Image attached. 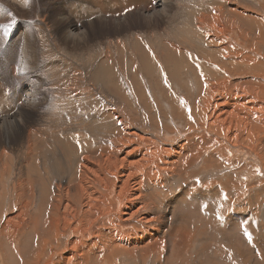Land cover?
<instances>
[{
    "label": "bare ground",
    "instance_id": "bare-ground-1",
    "mask_svg": "<svg viewBox=\"0 0 264 264\" xmlns=\"http://www.w3.org/2000/svg\"><path fill=\"white\" fill-rule=\"evenodd\" d=\"M82 1L89 4V7L85 8L87 16L84 21L73 23L68 21L69 17H66L64 27L59 28V25H51L45 21L46 18H43L35 26L32 25L33 22L27 25L23 23L18 25L14 33L3 30L4 35H0V43L11 41L6 43L11 52H14L11 54V61L13 65L15 61L13 72L18 76L15 85L17 87H12L14 91L8 95H5L0 87V193L9 190L11 186L14 188L15 200L21 203L13 213H10L13 215L7 216L0 223V241L7 247L10 246V250L15 255L12 256L13 264H23L20 258L25 257L28 260L32 255V253L29 256L24 255L25 250L27 251L25 248L28 244L27 239L40 227H43L42 233L35 234L37 237L35 242L29 243L34 250V255L29 259L30 264L44 262V247L47 244L55 246V252L46 260L48 264L49 262L51 264H126L129 259L137 261L135 264H154L155 259L165 262L166 250L169 254L174 252L173 238L176 236V232L168 234L163 231L170 221L167 210L173 213L176 206L192 191L193 183L184 184V181L188 182L187 178L189 179L190 174L201 175L208 172L210 174L220 159L224 160L227 166L231 158L228 156L229 160L225 159L222 153L231 151L234 156L239 154V158L248 161L244 164L248 166L251 175L256 173V169L252 166L264 172V18L261 17L264 15L263 12L258 15L259 9H245L243 6L240 12L239 4L230 1L235 4L236 9H232L228 0H210V2L194 0V3L190 6L185 5L182 10L181 7L178 8L175 0H151L153 3L149 9H137L133 13L124 14L125 16L120 19L109 21L104 17L103 19H94V17L119 14L121 10L113 9L115 6L113 0H104V8L93 6L94 0ZM140 1L146 0H132L128 6ZM198 1L200 2L196 3ZM10 2L19 3L21 6L26 4L22 0H10ZM206 3L217 9L210 10ZM131 20L137 21L140 35L132 33V29L124 28ZM98 22L112 24L114 35L124 40L113 42L107 39V41L95 42L107 52L116 50V53L121 51L124 53L129 46L138 47L140 38H143L150 47L164 49L165 56H163L166 62L179 65L173 60L174 55L180 53L188 55L189 50L187 52L182 46H190V41L200 46L204 45L208 49L214 47L213 51L219 57L218 68L221 75L213 76L212 86V82L210 83L208 79L198 76L201 95L191 104L192 116L189 118L186 113H182L187 115H182L183 119L192 120L204 131L194 127L189 134L186 132L187 134L178 137L170 136L172 132L170 131L163 141L156 140L155 135L150 136L148 133L127 126L128 123L124 119L121 120L122 122L118 119L116 111H109L107 120H117L118 123L115 137L110 140L100 141L95 136L85 139L82 135L76 136L73 130L69 132L70 136L65 137L67 123L64 122H70L62 120L63 122L58 124L52 120L51 112L54 113V110L48 96L49 90L56 95L59 91L44 85L52 76L49 66L52 61L47 52L49 47L55 46L58 52L63 51L70 60L76 59L79 62L85 59V54L96 46L88 44L89 30ZM119 28L124 33H118ZM63 33L61 48L54 41L58 39L57 35ZM34 34L38 44L34 42L33 45L31 39ZM222 34L226 39L230 35L227 39L228 43L221 40ZM91 39L98 40L95 34ZM180 40L183 45H180ZM37 56L39 60L37 64L42 73L38 78L33 79L32 75H29V70L30 67L33 70ZM87 59L80 65L90 63L86 61ZM102 59L99 62L108 61L102 62ZM231 60L242 68L241 71L233 73ZM211 63L215 64L214 60H211ZM259 66L260 70L255 69L249 73L243 70H246V67ZM69 70L64 74L68 82L63 79L65 76L60 77L68 83V85L64 84L67 93L69 92L72 99L78 102L79 93L74 92V83L78 80L75 79L74 71ZM82 71L84 73L86 70H81V73ZM228 72L231 74L230 78L220 77ZM99 73L105 74L102 66L99 67ZM10 76L5 80L6 85L9 86L12 84L9 80ZM236 76L237 80L234 79ZM93 82L90 87L99 91L100 86ZM50 84L55 83L50 82ZM217 93L219 94L217 97L221 96V99H226L229 97L227 95L231 94L235 100L225 107L223 104L221 108L216 104L212 105V108L218 112L215 114L214 111L212 113L209 110L207 104L209 101L213 102ZM221 99L215 102L219 104ZM1 114L8 115V119L4 120ZM64 115L63 117H66ZM86 124L87 122L84 123ZM57 125L61 132H55L56 129L51 132V126ZM58 136L61 139L57 138L55 141ZM211 149H215L220 156L216 154L214 159L212 154L214 150L209 152ZM50 158L55 160L56 165L48 169L46 160ZM232 166L229 164L228 169ZM243 173L242 168L231 172V175H234L233 180H236L237 174ZM32 175L35 177L33 178ZM46 176H54L51 184ZM63 179L65 180L61 183ZM230 183L231 177L225 179L224 184L227 189L236 184L230 186ZM38 185L42 187L47 185V191H44L43 202L40 205H38L39 194L36 189ZM176 185L183 187V194L169 196L170 189H173L171 187ZM209 193L204 192L207 196ZM165 197L167 200H164ZM220 200L227 203L223 195H220ZM6 207L9 208V203L4 206ZM43 217L46 221H41ZM67 229L72 236L65 238L64 232ZM61 238H64L65 242L56 243V240ZM182 243L183 241H180V246ZM60 249L61 252L58 254ZM0 264H6L2 255H0Z\"/></svg>",
    "mask_w": 264,
    "mask_h": 264
},
{
    "label": "rangeland",
    "instance_id": "rangeland-1",
    "mask_svg": "<svg viewBox=\"0 0 264 264\" xmlns=\"http://www.w3.org/2000/svg\"><path fill=\"white\" fill-rule=\"evenodd\" d=\"M22 1H25L26 4L25 5L22 4L21 6L19 3L16 2H15L16 4L11 3L10 0H0V8L2 9L4 8L3 10L0 9L2 10L0 12L1 36L4 35V32L14 33L15 32L14 30L17 29L18 25H22L23 23L24 25H27L33 22L32 25L35 26V24L38 23V21L42 20L43 18L47 19L45 20L47 23L51 25L53 24L59 25V28L60 27L63 28L64 27L63 23H65V21L67 20L66 17H69L68 21L73 23H76L77 21L79 22L84 21L83 19H85V17L87 16L86 9L89 7V4H86V2L82 0H22ZM130 1L132 0H113L115 5L113 9L117 11L121 10L120 12H118L119 14L115 16L113 14H108L105 16L96 15L94 19H99V18L103 19L104 17L109 21L117 20L129 13L135 12L137 9L139 10H146L147 8L149 9V6H151V3H153V1L151 0H146V1H140L135 4L133 3L131 6H128V4L129 5L131 4L129 3ZM175 1L178 5V8L181 7L180 10H182L185 5L190 6L192 3H194V0H175ZM208 1L210 2V0H206L205 2ZM228 1H229L228 4L231 6L232 9L235 8L234 3H237L239 4L238 7L240 9V12H241V6H243L245 9L248 8L259 9L260 11L258 15L261 14L262 12L264 15V0H228ZM230 1H233L234 3H230ZM199 2L200 1L196 3ZM99 3L102 6H100ZM206 4L209 5L208 7H210L209 8L210 10L214 8L217 9V7H214L213 5H210L208 3ZM260 5L261 7L259 8ZM93 6L97 8H102V7L104 8L105 7L104 0L103 1L94 0ZM126 6H128V8ZM58 9L60 12L58 11ZM16 11L22 13L20 14L17 13ZM261 17L264 18V16ZM124 28L132 29V33H137L138 35H140L137 21L131 20L130 22H128V25L124 26ZM64 33L61 35H57L58 39L54 41V43L56 45L57 44L60 45L61 48L63 47L61 41L63 39ZM89 33H90L89 36L90 40L88 44L90 46L94 44L96 45L94 46L93 50L92 47L90 51H88V54L87 53L85 54V59L88 58L86 61L90 63L80 65V63H82L85 59L80 60L79 62L76 59L70 60L67 54H64V52L61 50L58 52L55 46L49 47L47 52L48 56L50 55V60L52 61L51 65H49L50 75L52 76L51 79L49 78L50 80L48 79V81L44 85L47 86L48 88L49 86L53 89L55 88V91L56 90L59 91V93L56 95V93H54L53 91L50 92L49 90L48 96L52 101L51 103L53 104L52 108L54 110L53 111L54 113L51 112V116L53 114L52 120H54L58 124L59 123L61 124L65 120L66 121L68 120L70 122V123L64 122L67 123V126L65 127L66 128L65 137H68L67 135L70 136L71 133L69 132L73 130L74 132H76V136L82 135L83 137H85V139H89V138L91 139V136L92 137L95 136L96 139H99L100 141L110 140L112 137H115L116 127L118 123H116L117 120L115 121L107 120V117L109 116L108 113L109 111H116L118 119L120 121L124 119V121L128 123L127 126H130L133 129L136 128L142 133L144 132L148 133L150 136L155 135L156 140L163 141L164 139L167 138L170 131H172L170 136L178 137L184 135V133L189 134V131L192 132L193 131L192 128L194 127L195 129L198 128L195 125L196 123H194L192 120L189 119H183L182 115L185 116L187 114L189 118L192 116L191 113L192 110H190L192 109L191 104L195 102V99L198 98L197 96L201 95L200 94L201 84H199L198 82L199 81L198 76L208 79L211 83L214 80L213 79L214 75L216 76L221 75L220 74L221 71L218 68L219 57L217 53L213 51L214 47L208 49L204 45L200 46L194 41H190V46L183 45V43L180 40L179 42L180 45H183L182 46L183 49H185L187 52L189 50L188 52L189 54L184 55L180 53L174 55L173 60L179 63V65H177L175 63L165 61L164 59L165 51L162 47H160L159 49H156L155 47L152 48L143 40V38H140V41L138 42V47H130V46L127 47L126 48L127 51L125 50L126 53L125 51L124 53L121 51L119 52L120 53L119 55V53L115 52L116 50L115 51L109 50L112 53L110 54L109 51L108 53L106 50H104L105 48H102L101 46H99V43H95V42L99 40L107 41V39L111 41L113 40V42L120 40L124 41L123 38L120 37L117 38V36L114 35L113 27L112 24L110 23L104 24L103 22H98L96 26L92 27V29L90 28ZM118 33L120 34L124 33V31H122V29L119 28ZM94 34L98 38V40L91 39L94 36ZM229 36L230 35H228V37ZM225 39L226 36L225 35L223 36L222 34L221 40L222 41L224 40L225 43H228V40ZM7 41L11 42L9 40ZM6 42L0 43V87H2L4 94L8 95L10 92L14 91L15 87H17L15 85L18 82L17 81L18 76L16 72H13L15 61H14V65H13V61H11V54L14 52H11L8 43ZM34 42L38 44L35 34L31 39V43L33 44ZM100 48L101 50H99ZM118 51L119 50H117V52ZM92 53L95 54L92 55ZM121 53H123L124 55ZM100 57H102L103 59ZM105 57H107V59H105ZM36 58L33 64V66L35 65L33 70L31 69V67L29 70V75H32L33 79H35V77L38 78V75L42 73L40 72L38 67L39 66L38 56ZM100 59H102V62L103 60H108V61L105 63H101V61L99 62ZM211 60H214L215 64H212ZM86 61L84 63H86ZM62 66L64 68H62ZM100 66L104 68V73H105L104 75H101L99 73ZM82 67L87 72L85 71L83 73L82 71L81 73V70H83ZM231 67L234 69L233 73H238L242 69L240 68V66L235 65L232 60H231ZM58 68H60V70ZM68 68L72 72L74 71L73 74L76 75L75 79L78 80L74 83L75 84L74 92L77 94L79 93L77 99L78 102H75L73 100L74 98L72 99L71 94H69V92L67 93V91L65 90V86L68 85V83H65V81L68 82V79L64 74L65 72L66 74L68 73L69 70ZM246 68H247L246 70L245 69L243 70L247 73L254 71L255 69L257 70L261 69L260 66L257 68H249V67ZM63 69H65L66 71L64 72ZM203 69H205V71ZM56 74L58 75V77ZM45 75L46 77L48 76V71L46 72ZM84 75L87 77H85ZM9 76H10L9 80L10 82H12L11 86L6 85V81H5ZM60 76L61 77L65 76V78H63L65 81L61 79ZM220 77L230 78L231 74L230 72H228ZM234 79L237 80V76ZM59 80L62 82H60ZM91 81L93 82V84L97 83L100 86L99 91L98 89L95 90L94 88L90 87L92 84ZM50 82L55 84L52 85L50 84ZM59 82L61 85L63 83L62 87L64 86L63 87L64 90L59 84ZM213 82L211 83V86L214 84ZM189 90L190 92H188ZM54 94L57 98L54 96ZM218 95L219 94L217 93L216 97ZM227 96L229 97L226 99H221V96L217 98L215 97V99L212 100L214 103L209 101V104H207L209 105L208 106L209 110L211 112L214 111L216 114L218 112L214 108H212L214 104H216L217 106H219V108H221L223 104L225 107L228 104L232 103L233 100H235L233 95L229 94ZM220 99L221 101L219 102V104L218 102H215ZM79 102H81V104H79ZM54 107L57 108L55 109ZM71 109L73 112L71 111ZM239 110L241 109L239 108ZM58 112H60V114H58ZM182 113H186V114H182ZM63 115L66 117H63ZM1 117L4 120L8 119V115L1 114ZM86 122L87 124L84 125V123ZM57 127H59V125L55 127L51 126V132L52 131L54 132L55 129H56L55 132H61V130L58 129ZM199 130L202 131L203 129L200 128ZM173 133H175V135H173ZM57 138L60 137L58 136L55 138L56 140L55 139L54 140L57 141ZM210 151H212L214 159H216L217 151L215 149H211L209 150V152ZM222 155L226 157L225 159L229 160V158H231L230 162L227 163L228 164L227 166L224 160L217 159L218 162L214 165L215 168H213L214 170H211L210 174L209 172L201 175L190 174L189 179L187 178L189 183L184 181V184L187 183L188 185H190V183H193L191 186L192 191L178 206H176L177 208L174 209L173 213L167 210V215L170 217V221L167 223V225H165L166 227L164 228L162 227L165 233L172 234L176 232V236L173 238L174 241L173 251L176 252L177 254H171L174 252H170L171 254L170 255L169 251L166 250L165 255L167 256L166 257L167 259L165 260V262L164 260L160 261L155 259L153 261L154 264H264V172L260 168L258 167L256 168L255 166H252V168L256 169L255 171L256 173L251 175V173L248 171V166L244 164L247 163L248 161L245 162L243 159L239 158V154L238 156L237 155L234 156V153H232L231 151V152H224V154L222 153ZM55 158L56 157L54 156V159ZM54 159L50 158L49 160H46L47 161L46 166L48 167V169H50L51 166L56 165ZM229 164L230 166H232L233 164L231 169H228ZM247 165H249V163ZM240 168H242L244 173L237 174L235 176L236 180L234 181L233 180L234 175L232 176L231 172L239 171ZM252 168L249 167V169ZM213 172L216 174H214ZM223 175L226 176L223 177ZM32 177L34 178L35 176L32 175ZM229 177H231L230 186L231 184L236 183L234 186H238V187L233 186L230 188L228 187V189L226 188L224 182L225 179H228ZM46 178L49 184H51L54 179V176H46ZM64 180L65 179L61 180L60 182L63 183ZM5 185L7 184L5 183ZM171 188L173 189H170L171 191H169V196L174 194L177 196L179 194L180 195L183 194V190H182L183 187L181 185L172 186ZM36 189L39 194L38 205H40L43 202V193L44 191H47V185L46 187H42L38 185L36 186ZM3 191H4L3 193H0V223L7 216L13 215L10 213H13L14 210L21 205V203L19 201H16L14 198L13 187L10 186L9 190L7 189ZM204 192H206V194L210 192L209 196L204 194ZM214 193H216L215 196ZM220 195H223V198L225 199L224 201H227L228 205L227 203L225 202L223 203L220 200ZM166 198L167 197H165L164 200H167ZM7 203H9V208L7 207L4 208V206H6ZM26 211L28 212V207L26 208ZM41 221H46V218L43 217ZM169 224L171 227L168 226ZM42 229L43 227L38 228L37 231H34L33 235L29 236V238L27 239L28 244L25 247L27 251L25 250V248H23L25 250L24 255L29 256L31 255V253H32L31 256L34 255L33 253L34 250L33 248L30 247L29 243L35 242V238H37L35 234L40 235L42 233ZM64 235L65 238H67L69 235L72 236V233L70 232L69 229H67L65 230ZM40 239L41 237L38 238V240ZM180 241H183L182 246H180L181 244H179ZM58 242L59 244H63L65 242V239L61 238L58 239V241L56 240V243ZM2 244L3 243L0 241V255H2V258L4 259L6 264L9 263L13 264L11 261H13L12 259H14V257L12 256L15 255L10 250L9 248L10 246L7 247L6 244L4 243L3 246L5 245V248H3ZM44 248H45L44 262L41 264H48L46 263L47 262L46 260H48L52 255V253L55 252L54 250L55 246L47 244L45 245ZM24 250L22 251V254L24 253ZM58 251L59 254L61 252V249ZM172 255L175 256L173 257ZM31 256H29V259ZM29 259L26 260L25 257H22L20 258V261L23 264H30ZM136 262L137 261H134L133 259H129V261L126 264H135ZM49 264L51 263L49 262Z\"/></svg>",
    "mask_w": 264,
    "mask_h": 264
},
{
    "label": "snow or ice",
    "instance_id": "snow-or-ice-1",
    "mask_svg": "<svg viewBox=\"0 0 264 264\" xmlns=\"http://www.w3.org/2000/svg\"><path fill=\"white\" fill-rule=\"evenodd\" d=\"M4 27H7V26H4ZM245 234H247V233H245Z\"/></svg>",
    "mask_w": 264,
    "mask_h": 264
}]
</instances>
